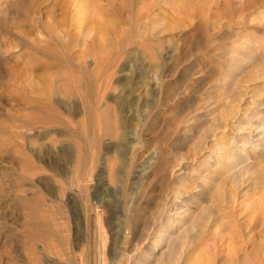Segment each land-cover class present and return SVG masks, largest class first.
<instances>
[{"label":"rangeland","instance_id":"rangeland-1","mask_svg":"<svg viewBox=\"0 0 264 264\" xmlns=\"http://www.w3.org/2000/svg\"><path fill=\"white\" fill-rule=\"evenodd\" d=\"M80 1L0 0V264H140L150 242L152 264H264V188L225 183L222 149L264 110L240 135L220 97L264 54V0Z\"/></svg>","mask_w":264,"mask_h":264},{"label":"bare ground","instance_id":"bare-ground-1","mask_svg":"<svg viewBox=\"0 0 264 264\" xmlns=\"http://www.w3.org/2000/svg\"><path fill=\"white\" fill-rule=\"evenodd\" d=\"M87 1L89 2V0ZM79 3L80 5H82L84 2L79 0ZM221 26H219V30H221L222 28ZM212 37H215V39L218 42H223L226 39L228 40V38L234 37V36L228 35V33L224 31L222 34L218 32V34L217 35L215 34V36L213 33ZM218 47L220 46L218 45ZM243 50L245 52L236 54V57L230 60L231 63L228 62L229 65L227 64L228 67L227 69H225L224 73L222 74V80H221L222 83H220L221 84L220 86L221 96L220 97H222V99L224 100L223 102L224 103V115L225 117L230 118L233 121L234 123L233 131L238 132L240 135L243 134L242 133L243 128L240 127L239 123L241 120L244 119V116L246 117V114L249 111H251V105L255 104L258 110H264V97H261L263 90L260 89L258 86H255V87L252 86L253 89L252 90L249 89V86H250L249 83L254 80H257V83H258V80H263V85H264V54H262L263 52L260 51L259 49L253 50L250 47L247 48L246 50L245 49ZM213 51H216V52L219 51L217 54L218 55L220 54V57L224 53L222 52L221 48H217V47L215 48L213 47L212 52ZM254 83L256 85V81ZM249 90L252 92H250ZM255 118H256V115H253L251 117V120L252 121L256 120L255 122H264V115H262L260 119H255ZM211 125H212V122H211ZM215 125L216 126L213 125L211 129L208 130L209 132L205 133L207 137L216 139V134L220 132L221 130L222 131L224 130L226 123L223 126V124L219 121V122H216ZM248 129H249V133H254L257 130L254 125H249ZM222 139L224 140L223 137L219 138V140H222ZM239 140H242V141H239L240 143H239L238 148L234 147V145H231V144H230L231 146L230 145L222 146V149H226V151L228 152L227 153L228 160L224 158V156L227 157L226 154L224 156L222 155L223 158L229 162L228 164L232 165L229 168H225L224 173L226 174V180L224 182L228 183L229 186H232V187L234 186L235 188L243 186V187H246L248 190L262 189L264 188V130L261 133V139L258 141H252L248 136L245 138L239 139ZM202 149L205 150V148H202ZM211 149L212 147L210 145V147L208 146V149L206 152L209 153ZM230 153H233L235 157L234 158L233 156L229 157ZM216 167H218L217 162L213 161L208 164V168L211 170V175L214 177V181L218 180L215 173H213L214 171H217L215 170ZM200 190L201 189H199L197 193L199 194L203 193V191H200ZM214 195H217V198H219L220 200L222 199L231 200V194L225 197L223 187L219 188L217 192L214 193ZM180 204H183V203H180ZM163 222H165L166 225L171 224L169 220H165ZM97 226H99L98 220H97ZM97 238L100 241V246L103 247L105 244V237L101 229L98 230ZM158 244L155 242L154 243L150 242L145 247L144 253H140L139 255L140 264H152L151 263L152 258L156 255V253H158L157 251ZM166 244H167V252L164 255V258L168 262L180 257L179 253H181L180 249L182 248V245L179 242V240H177V238H174V239L168 238V240L166 241ZM102 259L103 258H101V260ZM157 260H159V258Z\"/></svg>","mask_w":264,"mask_h":264}]
</instances>
